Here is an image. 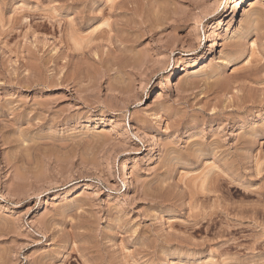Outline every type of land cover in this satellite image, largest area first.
I'll list each match as a JSON object with an SVG mask.
<instances>
[{"label":"rangeland","instance_id":"374dc122","mask_svg":"<svg viewBox=\"0 0 264 264\" xmlns=\"http://www.w3.org/2000/svg\"><path fill=\"white\" fill-rule=\"evenodd\" d=\"M241 1L0 0V264H264Z\"/></svg>","mask_w":264,"mask_h":264},{"label":"bare ground","instance_id":"6f19581e","mask_svg":"<svg viewBox=\"0 0 264 264\" xmlns=\"http://www.w3.org/2000/svg\"><path fill=\"white\" fill-rule=\"evenodd\" d=\"M241 3H242V5H243V3H244V0H242L241 1ZM235 22V17H233V19L229 22V24L230 25H233V23ZM79 48V47H78ZM180 70V69H179ZM180 72H181V70H180ZM182 72H186V68H183V70H182ZM231 92V91H230ZM153 153H157V154H159V150L157 149V145H154V147H153V151H152ZM156 155V154H155ZM123 172H124V175L126 176V177H128L129 175V171H128V167L127 166H124V170H123ZM130 187L127 185V189H129Z\"/></svg>","mask_w":264,"mask_h":264}]
</instances>
